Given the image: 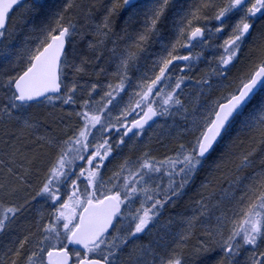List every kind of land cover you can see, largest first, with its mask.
Returning <instances> with one entry per match:
<instances>
[{"label":"snow or ice","instance_id":"1","mask_svg":"<svg viewBox=\"0 0 264 264\" xmlns=\"http://www.w3.org/2000/svg\"><path fill=\"white\" fill-rule=\"evenodd\" d=\"M0 264H264V0H0Z\"/></svg>","mask_w":264,"mask_h":264}]
</instances>
